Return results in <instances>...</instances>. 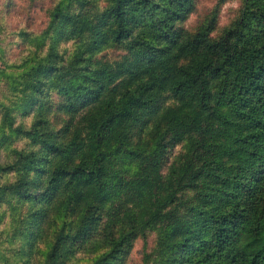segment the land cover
<instances>
[{"label":"trees","instance_id":"1","mask_svg":"<svg viewBox=\"0 0 264 264\" xmlns=\"http://www.w3.org/2000/svg\"><path fill=\"white\" fill-rule=\"evenodd\" d=\"M226 1H3L0 264H264V0Z\"/></svg>","mask_w":264,"mask_h":264},{"label":"rangeland","instance_id":"2","mask_svg":"<svg viewBox=\"0 0 264 264\" xmlns=\"http://www.w3.org/2000/svg\"><path fill=\"white\" fill-rule=\"evenodd\" d=\"M4 0H0V12L2 8V3ZM212 3H215V0H197L198 9L197 12L190 17V19L187 21L188 26H194L198 20L199 17L204 15L206 12L210 11L209 7L212 6ZM240 5V0H228L226 1L220 8L219 14H218V27L223 28L227 26L232 19L237 14V10ZM32 18L34 21V24L31 23V27L34 30H38L42 27L43 19H44V13L40 11H36V13L32 14ZM25 24L24 19L16 16H12L10 18L6 19V27L2 29V32H6V34L9 31H13V29L16 28L19 24ZM154 239V234H152L148 238V246L147 248H150L152 246V241ZM142 242L136 241L131 254L129 256V259L126 264H141V257H142Z\"/></svg>","mask_w":264,"mask_h":264}]
</instances>
